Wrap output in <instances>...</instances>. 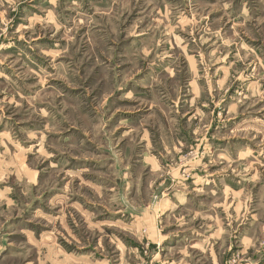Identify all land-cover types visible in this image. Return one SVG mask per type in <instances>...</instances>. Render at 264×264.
<instances>
[{"label": "rangeland", "instance_id": "1", "mask_svg": "<svg viewBox=\"0 0 264 264\" xmlns=\"http://www.w3.org/2000/svg\"><path fill=\"white\" fill-rule=\"evenodd\" d=\"M0 264H264V0H0Z\"/></svg>", "mask_w": 264, "mask_h": 264}]
</instances>
